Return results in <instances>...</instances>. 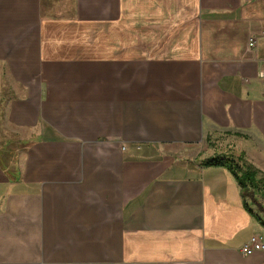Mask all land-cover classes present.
Listing matches in <instances>:
<instances>
[{
	"label": "crops",
	"instance_id": "obj_1",
	"mask_svg": "<svg viewBox=\"0 0 264 264\" xmlns=\"http://www.w3.org/2000/svg\"><path fill=\"white\" fill-rule=\"evenodd\" d=\"M70 1L0 0V264H264V0Z\"/></svg>",
	"mask_w": 264,
	"mask_h": 264
},
{
	"label": "rangeland",
	"instance_id": "obj_2",
	"mask_svg": "<svg viewBox=\"0 0 264 264\" xmlns=\"http://www.w3.org/2000/svg\"><path fill=\"white\" fill-rule=\"evenodd\" d=\"M46 8H47V15H48V19L50 20H63L64 22H74V21H79V20H83V19H77V16L73 13L72 11V1L70 0H47V4H46ZM58 9V10H56ZM54 11V12H53ZM92 21H95L93 19H91ZM84 24H88V32L90 38H94V40L100 38L102 39L103 37H108L110 35H112V31H114L112 29V27L108 24H102V21H95V22H89V23H84ZM73 25V24H71ZM75 26V25H73ZM84 29H78V28H74L73 31L74 32H79V33H83ZM86 30V29H85ZM148 31V30H147ZM144 32V31H143ZM124 35V33H123ZM125 35H127V33L125 32ZM91 52H87L86 54H90ZM93 54H99L100 52L95 50L94 52H92ZM1 114V111H0ZM2 133V132H1ZM3 137H6L5 134L2 135ZM13 142L14 145L17 144V139L15 137H13ZM207 144L212 145V150L215 147V142L212 139H208ZM219 155V154H218ZM227 157H230L227 155ZM231 158V157H230ZM233 159V158H232ZM239 165L241 167L247 168V167H251L254 169V167L247 165L244 162V159L242 158V155L239 154L236 157ZM234 160V159H233ZM194 159H184L182 160V163L184 164H188V165H194ZM256 170V169H255ZM256 176L258 178L263 177L264 176V170H256ZM262 193L259 192L258 190H254L252 188H249L247 190H243L242 191V200L243 202H245L249 208L251 209V211L255 214H257L262 220H264V197L261 195ZM263 241H264V229H263Z\"/></svg>",
	"mask_w": 264,
	"mask_h": 264
},
{
	"label": "trees",
	"instance_id": "obj_3",
	"mask_svg": "<svg viewBox=\"0 0 264 264\" xmlns=\"http://www.w3.org/2000/svg\"><path fill=\"white\" fill-rule=\"evenodd\" d=\"M201 163L204 166H223L227 168L241 186L242 191L252 188L261 192V195L264 197V176L258 178L255 169L251 167H241L237 161L225 155L206 157ZM243 206L257 222L264 226V220L253 213L246 203H243Z\"/></svg>",
	"mask_w": 264,
	"mask_h": 264
},
{
	"label": "built area",
	"instance_id": "obj_4",
	"mask_svg": "<svg viewBox=\"0 0 264 264\" xmlns=\"http://www.w3.org/2000/svg\"><path fill=\"white\" fill-rule=\"evenodd\" d=\"M254 39H250L249 45L253 46ZM255 250H264V241L256 235H252L245 243L241 246L243 253L249 254Z\"/></svg>",
	"mask_w": 264,
	"mask_h": 264
}]
</instances>
